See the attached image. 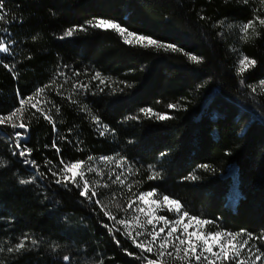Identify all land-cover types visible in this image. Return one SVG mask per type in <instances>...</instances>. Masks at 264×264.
<instances>
[{"label":"trees","instance_id":"1","mask_svg":"<svg viewBox=\"0 0 264 264\" xmlns=\"http://www.w3.org/2000/svg\"><path fill=\"white\" fill-rule=\"evenodd\" d=\"M0 2V39L9 47L0 53V115L45 88L33 102L55 123L25 106V157L14 135L23 130L0 125V264H146L149 255L115 231L121 227L99 204L75 185L55 182L51 173L63 167L61 159L85 167L103 157L123 160L127 184L179 200L182 211L214 222L206 231L244 232L242 239L264 234L262 0ZM98 18L179 51L126 45L112 30L91 28ZM248 22L259 35L250 30L245 41L240 26ZM245 55L257 63L241 76ZM146 108L171 119L145 116ZM153 173L158 177L149 179ZM108 176L87 178L93 186L99 181L97 198L115 213V200L126 194ZM20 242L24 249L8 251ZM251 244L264 251V243Z\"/></svg>","mask_w":264,"mask_h":264},{"label":"snow or ice","instance_id":"2","mask_svg":"<svg viewBox=\"0 0 264 264\" xmlns=\"http://www.w3.org/2000/svg\"><path fill=\"white\" fill-rule=\"evenodd\" d=\"M264 3V0H262ZM3 3L0 2V21L4 20L6 13L3 11ZM259 24L264 26V18L259 19ZM89 26L93 29L99 30H112L118 34L122 39L123 43L129 46H138L142 48L155 47L156 49H164L165 51L171 50L173 52L179 51L173 45L165 44L157 41L154 38L147 37L142 34L135 33L128 28L122 26L118 22H114L107 19L98 18L94 21L89 22ZM77 30L85 31V28L70 29L61 36V39L66 37H72L74 32ZM252 30V34L258 36L259 33L255 31V22H248L240 26V32L242 33V39L247 41L250 36L249 32ZM7 31V29H4ZM9 47L6 46V41L0 39V53H8ZM188 59L194 63H201L202 58H198L194 54H188ZM257 62L248 56H243L239 58V75H243L250 67L255 66ZM5 67H9L5 65ZM94 79H98L101 84L105 83L103 79L100 78V74L97 73ZM243 82V81H242ZM73 87H76L73 85ZM81 88H86V85H80ZM261 90L264 91V82H261ZM45 88H40L36 91L35 97H28L27 99H21L20 106L12 111L7 116L0 115V125H10L13 130L20 129L23 131H15V148L19 149V156L25 157L31 154V150L27 146H22L21 140L26 135L28 128L27 125L22 121V115L25 111L26 105H31V108L35 109L37 113H40L43 118L49 123L53 124L55 129V123L52 117L48 115L47 111L39 106V101L33 102L35 98L40 97L44 93ZM252 91H256L255 88ZM175 105H169V108H174ZM59 111V108L56 109ZM145 116H154L157 120L165 121L171 119L170 116L166 114L155 113L151 108H146L141 110ZM21 121V122H17ZM99 124V120L96 121ZM104 133L101 132V135ZM56 147L57 153L60 152L59 147ZM13 154H16L15 152ZM89 157V160H92ZM105 163H114L115 167L121 169V173H109L108 179L112 183L119 182L124 184L125 180L121 179L123 167L125 161H116L111 157L101 158ZM26 163H29L26 161ZM60 164L63 167L59 171H52V176L56 177V183L63 184L67 186L69 183L75 185L79 190V195L95 204H100L98 197V192L96 187H99V181L93 186L92 182L87 178V173H95L97 176L103 178L104 173L99 168H93L91 165L85 167L84 161H76L66 163L63 159L60 160ZM201 167L207 170V165H202ZM159 173H153L149 176V179L157 178ZM115 177L113 180L112 177ZM79 177V179H77ZM198 179L197 176H192V180ZM20 184H28L29 180L21 179ZM103 187H108V184H104ZM129 191H131V185H128ZM157 193L155 191L143 192L139 195L133 193L132 199H129L127 203V209H131L138 215L132 216L130 219H117L106 207H102L104 215L112 220L116 225L123 226L124 234L132 239L136 248L140 249L141 252L153 253L154 248L156 251V259H148L146 256L143 257L146 260V264H163V258L168 256L179 261L180 264H260L264 261V251L260 247H257L251 242L256 241L258 243H264V234L260 236H255L251 233L246 234V238L240 239V237H245L244 232H227V231H206L207 225L214 223L208 219L199 218L191 215L188 211H182L183 205L179 200L173 199L164 195L162 199H153ZM96 198V199H94ZM139 204V207H133ZM166 206L169 212L175 213V218L169 219L168 217L158 215L157 210L161 206ZM117 207H120L117 205ZM142 214L144 219L142 220L140 215ZM162 222L163 226L158 225ZM151 226V230H147V226ZM106 227H109L106 225ZM138 227L140 231H136L133 235V228ZM111 230V229H110ZM115 231H121L120 228H116ZM147 235L146 239H139L141 236ZM33 244L36 241H32ZM119 244V241H117ZM25 248L24 242H20L16 245L15 249L9 248L8 251H20ZM247 253L242 255V253ZM129 255H132L129 253ZM68 257H65L67 260Z\"/></svg>","mask_w":264,"mask_h":264},{"label":"rangeland","instance_id":"3","mask_svg":"<svg viewBox=\"0 0 264 264\" xmlns=\"http://www.w3.org/2000/svg\"><path fill=\"white\" fill-rule=\"evenodd\" d=\"M18 122V121H17ZM116 161H118V160H116ZM94 169L95 168H99V169H101L104 173L106 172V173H110V171H111V173H121V169L120 168H117V167H115V164L114 163H111V162H109V163H105L101 158L100 159H98V160H96L95 162H93V163H91L90 164ZM87 167V166H86ZM127 169H126V167H125V165H124V167H123V172H122V176H121V179L122 178H124V180L126 181V178H127ZM92 174H94V175H96L94 172L93 173H87V176H90V175H92ZM97 176V175H96ZM98 177V176H97ZM112 178H114L115 179V177L113 176ZM77 179H79V177L77 178ZM117 185H118V187H123V191L125 192V201H121L120 200V198H118V199H116L115 200V202H114V209L116 210L115 211V213L114 212H112L111 210H110V212L113 214V215H115L116 217H117V219H130L132 216H134V215H138V213H136V212H134L133 210H131V209H127V210H125L126 208H127V203H128V201H129V199H132V198H134L133 197V193H135L136 195H139L140 193L137 191V188L136 189H134L133 188V186H131V191H129V188H128V185H130V184H127L126 182L124 183V184H120L119 182H117L116 183ZM95 185H96V181H95ZM153 199H157L156 197H153ZM100 205V207H101V209H102V207H106L107 208V206H104V205H102V204H99ZM117 205H119L120 207H117ZM139 206H141L140 204H139V202H137V204L136 205H134L133 207L135 208V207H139ZM157 214L158 215H162V216H165V217H168L169 219H173V218H175V213L174 212H169L168 210H167V207L166 206H161V208L160 209H158L157 210ZM140 215V217H141V219L143 220L144 219V217H143V215L142 214H139ZM107 217V216H106ZM107 219H109L108 217H107ZM110 220V219H109ZM112 221V220H111ZM110 221V222H111ZM120 226V225H119ZM159 227H162L163 226V224H162V222L158 225ZM121 227V230H122V233H123V235H125L124 234V229H123V226H120ZM147 230H151V226L149 225V226H147ZM136 231H140V229L138 228V227H135V228H133V235H135V232ZM126 236V235H125ZM127 237V236H126ZM146 238H149V237H147V235L145 234V236H141V237H139V239H141V240H143V239H146ZM130 239V238H129ZM240 239H242V238H240ZM131 241H132V239H130ZM133 242V241H132ZM140 250V249H139ZM156 251H157V249H155L154 248V250H153V253H151V254H149V253H145V252H143V253H145V254H147V255H149V256H146L148 259H156ZM247 253L245 252V253H242V255H246ZM163 264H180V262L179 261H176L174 258H170V257H168V256H165L164 258H163Z\"/></svg>","mask_w":264,"mask_h":264},{"label":"water","instance_id":"4","mask_svg":"<svg viewBox=\"0 0 264 264\" xmlns=\"http://www.w3.org/2000/svg\"><path fill=\"white\" fill-rule=\"evenodd\" d=\"M0 133H1V134H3V132L1 131V129H0ZM3 135H4V134H3ZM21 141H25V140H24V139H22Z\"/></svg>","mask_w":264,"mask_h":264}]
</instances>
